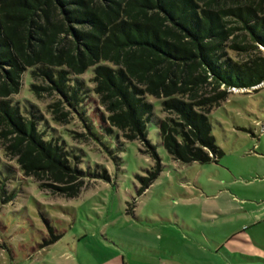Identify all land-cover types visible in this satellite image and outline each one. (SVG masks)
Masks as SVG:
<instances>
[{"label":"rangeland","instance_id":"374dc122","mask_svg":"<svg viewBox=\"0 0 264 264\" xmlns=\"http://www.w3.org/2000/svg\"><path fill=\"white\" fill-rule=\"evenodd\" d=\"M248 41L246 30H237L227 41L228 56L247 59L249 52L231 45ZM93 76L70 75L87 90L79 109L47 79L32 78L30 68L20 91L9 96L23 115L37 117L45 139L53 136L75 151L85 174L55 180L47 165L24 168L21 157L38 155L36 149L25 154L28 144L40 147L29 135L13 145L22 133L0 123V264H264V82L220 86L226 96L209 117L224 153L184 163L165 149L156 119L147 136L133 140L128 128L112 125L111 98L94 90ZM205 87L216 93L214 84ZM164 98L147 95L160 119L175 117L161 104ZM157 163L162 171L141 192L140 177H151Z\"/></svg>","mask_w":264,"mask_h":264},{"label":"trees","instance_id":"16d2710c","mask_svg":"<svg viewBox=\"0 0 264 264\" xmlns=\"http://www.w3.org/2000/svg\"><path fill=\"white\" fill-rule=\"evenodd\" d=\"M263 5L264 0H0V123L22 133L13 145L29 135L40 147L31 141L25 154L36 149L38 155L20 162L31 170L51 167L55 180L85 174L76 165L75 151L53 136L45 139L37 117L23 115L19 103L9 98L20 91L26 68L32 78L47 79L77 109L87 90L70 75L91 71L94 90L103 100L111 98L112 125L128 128L130 140L147 136L148 123L156 119L165 149L177 160L205 163L221 156L209 111L226 96L221 85L264 82V54L258 46L264 45ZM237 30H246L249 38L246 46L231 45L249 52L243 61L226 51ZM211 84L214 94L205 89ZM147 95L164 96L161 104L175 117L160 119ZM77 112L87 121L83 111ZM87 127L100 139L93 123ZM103 128L111 135L109 127ZM162 168L157 163L151 177H140L141 192Z\"/></svg>","mask_w":264,"mask_h":264},{"label":"crops","instance_id":"0c3cea01","mask_svg":"<svg viewBox=\"0 0 264 264\" xmlns=\"http://www.w3.org/2000/svg\"><path fill=\"white\" fill-rule=\"evenodd\" d=\"M241 264H260V263L256 261H248V262H242Z\"/></svg>","mask_w":264,"mask_h":264}]
</instances>
